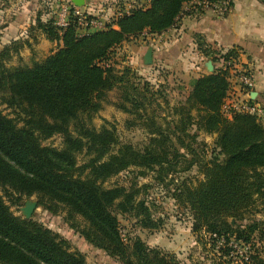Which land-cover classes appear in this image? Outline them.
Returning <instances> with one entry per match:
<instances>
[{
    "label": "trees",
    "instance_id": "trees-1",
    "mask_svg": "<svg viewBox=\"0 0 264 264\" xmlns=\"http://www.w3.org/2000/svg\"><path fill=\"white\" fill-rule=\"evenodd\" d=\"M194 1L151 0L149 7L135 6L104 29L84 34L75 17L61 29L56 17L43 21L40 15L30 28V38L36 43L40 32L59 44L55 52L31 66L10 67L13 56L31 44L15 40L0 51V107L10 111L5 114L0 109V188L12 205L37 197L39 206L51 213L68 210L70 218L81 217L86 224L72 227L122 264H181L140 238L123 237L119 215L136 218L144 228L156 225L147 201L140 198L148 186L103 185L131 169L140 176L154 173L164 182L198 166L204 179L194 187L183 182L173 198L191 212L195 234H207L215 246L223 242L214 264H230L232 236L251 242L259 223L248 225L246 232L233 227L230 219L237 222L246 213L255 215L264 199V125L249 113L234 111L231 118L224 113L228 70L217 68L192 79L187 97L173 108L172 120L159 124L156 113L150 116L147 111L162 91L149 89V84L138 88L132 82L136 76L132 69L118 70L111 64L124 42L144 33L167 32ZM199 46L203 45L199 42ZM208 56L216 66L221 59L238 58L235 50L220 58ZM119 88L124 101L117 107L133 115L134 122L140 121L149 135L140 148L122 143L115 128L97 130L85 123L103 109L107 93ZM200 132L217 136L210 159L203 156L207 145L197 141ZM55 136L62 138L61 147L44 144ZM0 264L88 263L58 234L14 215L0 195Z\"/></svg>",
    "mask_w": 264,
    "mask_h": 264
},
{
    "label": "rangeland",
    "instance_id": "rangeland-1",
    "mask_svg": "<svg viewBox=\"0 0 264 264\" xmlns=\"http://www.w3.org/2000/svg\"><path fill=\"white\" fill-rule=\"evenodd\" d=\"M17 1L8 0L5 3L0 0V51L4 46L11 44L16 39L22 40L24 38L26 41H29L31 46L25 47L19 56H13L8 66H31L34 62H39L47 58L57 50L58 46H55L53 43L50 44L40 32H36L37 42L34 43V39L30 38V25L33 23L35 25L40 15L43 21L54 20L63 0H34L36 8L29 14L27 19L28 24L26 25L25 34H23L24 36L21 33L4 40V29L18 17V12H23L22 10H16L18 5ZM177 35L175 33L172 37L176 38ZM147 37V33H144L139 37L124 42L121 47L115 50L111 64L118 70H123L125 67L132 69L136 75L132 82L138 85V88L142 89L145 84H149V89L152 88L154 91H162V97L158 98V101L153 103L147 112L151 116L153 115L152 111H154L156 116H158L157 122L159 124H166L172 120L173 108L183 102L187 97L190 89V81L199 78L198 76L211 73L204 70V68L203 72L195 71V60L192 55L188 59L191 63L187 64L189 66L179 67L177 65L168 68L159 63L157 65L153 63L151 66H146L143 61V54L140 51L142 48L150 46L151 42L147 41ZM175 41L172 40V43ZM6 42L9 43L5 44ZM210 60L212 61V59ZM192 63L193 66H190ZM217 68L223 69L219 64ZM228 77H230V70ZM123 92L120 88L108 92L103 102V109L94 115L91 123L88 119H85V123L90 124L91 127L97 130L104 127L109 129L115 128L122 143L133 144L140 148L147 144L149 135L140 127V121L134 122L133 115L117 107V104L123 103L124 101ZM126 105L129 108L131 107L129 103ZM262 107L264 110V106ZM0 109L5 114L10 113L9 110H5V107H0ZM224 113L226 115L230 114V106ZM259 119L264 125V115ZM198 135V143L207 145V147H204L205 154L203 156L206 159H210L212 152L215 150V139L217 136L203 132H200ZM44 144L59 148L62 144V138L55 136ZM195 148L201 153V149L197 147V144ZM82 161L83 157L81 156L79 162L82 163ZM203 179L204 175L198 166L193 167L189 172H180L164 182L158 181L154 173H149L147 176H140L138 170L131 169L109 179L104 183L103 187L113 188L116 186L130 187L137 185V188H143L148 186L146 190L143 189L140 198H144L147 201L156 225L153 228H144L138 224L136 218L119 215L122 234L126 240L140 238L151 249H157L163 253H167L175 257L176 262L181 264H214L213 259L219 256L217 250L223 246V242H218L217 246H215L207 234H195L193 232L194 220L191 212L173 198L175 189L182 186L183 182L194 187ZM0 195L4 197L14 215L23 218L21 209L25 206V203L28 200L37 202V208L30 220L42 224L45 228L50 229L68 241L73 251H78L85 255L88 264H122L119 260L108 256L104 251L90 245L72 227L74 224L79 225V228L86 226L81 217L70 218L68 210L65 209H60L56 214L51 213L42 206H39L37 197L24 200L20 206H15L11 204V201L1 188ZM253 222L259 223V227L257 232L252 235L250 243H244L242 240H238L236 235L232 236L229 246L230 264H264V199L258 205V212L255 215L246 213L244 218L237 222L234 219H230L233 227L240 228L246 232H250V229H247V227L248 225H252Z\"/></svg>",
    "mask_w": 264,
    "mask_h": 264
},
{
    "label": "crops",
    "instance_id": "crops-1",
    "mask_svg": "<svg viewBox=\"0 0 264 264\" xmlns=\"http://www.w3.org/2000/svg\"><path fill=\"white\" fill-rule=\"evenodd\" d=\"M17 2L16 10L23 12H18V17L4 29V40L10 36L25 34L29 14L36 8L34 0ZM150 3L151 0H85V6L82 8L100 20L105 28L107 23L122 13L135 6L147 8ZM196 4H187L176 25L167 32L161 35H147V41L151 44L140 51L143 61L149 48L153 49V63L163 64L168 68L177 65L189 66L187 64L191 63L188 59L192 55L195 71L203 72V68L207 70V63L211 61L208 55L218 57L235 50L240 62L250 70L254 79L251 99L264 106V3L259 0H234L232 11L225 17ZM175 33L178 35L173 38ZM172 40L176 41L172 43ZM47 41L59 46L57 42ZM199 42L203 45L201 49ZM190 66H193V63ZM216 69L214 64V71ZM253 93H256L254 97Z\"/></svg>",
    "mask_w": 264,
    "mask_h": 264
},
{
    "label": "built area",
    "instance_id": "built-area-1",
    "mask_svg": "<svg viewBox=\"0 0 264 264\" xmlns=\"http://www.w3.org/2000/svg\"><path fill=\"white\" fill-rule=\"evenodd\" d=\"M194 2L197 3V6L209 8L217 15L225 17L232 11L234 0H221L216 4L201 0H195ZM71 17L77 18L82 34L104 28V24L100 20L84 11L83 8L76 7L72 0H63L56 15V25L61 29L66 28ZM220 57L221 55L218 58ZM219 66L228 70V72L230 70V77H228L230 90L223 108L225 111L230 106V114L227 116L230 117L232 112L235 111L249 113L261 118L264 115L263 107L252 102L250 96V92L253 91L255 85L250 70L240 62L239 58H231L228 61L221 59Z\"/></svg>",
    "mask_w": 264,
    "mask_h": 264
},
{
    "label": "water",
    "instance_id": "water-1",
    "mask_svg": "<svg viewBox=\"0 0 264 264\" xmlns=\"http://www.w3.org/2000/svg\"><path fill=\"white\" fill-rule=\"evenodd\" d=\"M72 3L79 8L85 6V0H72ZM144 64L146 66H151L153 64V49L149 48L145 57H144ZM207 71L210 73L214 72V64L212 61L207 63ZM256 93H253V97ZM37 202L28 200L25 203V206L21 209L23 216L25 219L30 220L34 214L35 209L37 208Z\"/></svg>",
    "mask_w": 264,
    "mask_h": 264
}]
</instances>
